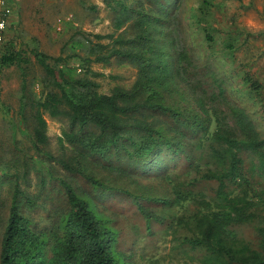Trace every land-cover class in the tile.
<instances>
[{"label": "trees", "instance_id": "obj_1", "mask_svg": "<svg viewBox=\"0 0 264 264\" xmlns=\"http://www.w3.org/2000/svg\"><path fill=\"white\" fill-rule=\"evenodd\" d=\"M149 1L154 9L141 1L137 9L123 7L124 17L116 19L118 30L133 20V38L94 37L112 40L111 50L89 38L76 42L86 52L72 55L86 68L84 77L74 74L62 54L34 50L45 73L41 98L29 90L23 54L2 56V67L22 72L19 119L7 125L12 152L21 154L17 161L24 167L22 174L11 173L10 164L0 161L3 181L12 182L0 264H136L120 249L116 219L107 215L115 193L135 206L149 230L167 224L174 240L202 253L199 264H264V133L257 111L232 100L233 77L195 61L179 37L185 0H167L177 4V12L161 0ZM212 2L201 0L207 10ZM114 57L134 62L139 74L130 89L103 94L90 77V65L108 64ZM46 115L68 122L65 137L77 152L74 163L57 160L47 149ZM20 133L29 141L26 148L19 145ZM113 150L128 167L108 166L115 178L95 175L87 156L107 163ZM31 163L41 174V189L48 177L58 199L41 203L40 195L21 187L20 180L27 182L34 168ZM57 164L66 178L58 175ZM77 177L88 186L75 185ZM200 186H213V195ZM47 201L54 207H46ZM35 210H45L47 221L35 219ZM238 226H253L256 242L239 239Z\"/></svg>", "mask_w": 264, "mask_h": 264}, {"label": "rangeland", "instance_id": "obj_2", "mask_svg": "<svg viewBox=\"0 0 264 264\" xmlns=\"http://www.w3.org/2000/svg\"><path fill=\"white\" fill-rule=\"evenodd\" d=\"M22 1L24 4L22 3L20 14L13 8L9 19L5 41L0 46V63L5 53H22L29 64L26 67L29 90L38 98L43 96L45 89V73L33 55L34 50L53 57L62 54L70 59L74 74L84 77L86 68L78 58H72V55L79 53L85 56L86 52L76 42L89 38L94 43L107 45L108 50H111L112 40L107 38L97 41L94 37H134V30L129 28L133 23L132 19L127 20L121 29L116 28V19L124 12L121 6H116L114 11L111 2V7L108 6L107 0ZM160 2L164 6H172L173 11H178L176 3H167V0ZM126 4L136 9L139 7L133 0ZM147 6L155 8L150 1H147ZM179 12V37L188 43L195 61L211 64L219 74L233 77L235 84L229 88L231 99L244 106L255 107L257 123L261 126L258 128L264 133V46H261L264 44V0H213L210 10L202 6L201 0H185ZM90 70V77L100 85L99 91L103 94H111L116 87L130 89L139 74V68L134 62L118 57L112 58L108 64L91 63ZM92 73H98L99 76L93 77ZM250 81L260 88L253 89ZM21 83L22 72L17 67L4 68L0 64V161L4 158L12 167L9 172L16 174H22L24 166L17 161L21 154L12 152L13 138L7 124L8 121L19 119ZM46 121L49 136L47 149L57 160L74 163L77 152H74L65 137V133L70 131L68 122L64 118H52L49 115H46ZM17 138L20 147H28L26 137L20 133ZM61 140L65 141L64 144ZM33 153L34 150L30 152ZM110 153L107 163V160L104 161L98 155H88V168L95 175L115 178L117 173H112L108 166L125 169L128 162L123 155L116 156L115 150ZM104 165L108 168L105 169ZM31 166L34 168L29 172L27 182L20 180L21 187L31 195H40L41 203L45 199H58L48 177L45 178L47 186L41 189V174L33 163ZM54 167L59 176H68L59 164ZM74 181L75 185L88 186L81 178L77 177ZM11 183L9 180L3 181V174L0 173V240L9 213ZM200 188L209 196L213 195V186ZM110 197H114V200L107 203L110 207L106 211L107 215L116 219L120 249L132 255L136 264H199L198 259L203 254L195 253L187 245L174 240L167 224H154L151 226L152 230H149L135 206L127 203L125 196L115 193ZM47 203L46 207H54L52 201ZM33 217L47 221L45 210H35ZM235 230L242 241L251 244L256 242L253 226H238Z\"/></svg>", "mask_w": 264, "mask_h": 264}, {"label": "crops", "instance_id": "obj_3", "mask_svg": "<svg viewBox=\"0 0 264 264\" xmlns=\"http://www.w3.org/2000/svg\"><path fill=\"white\" fill-rule=\"evenodd\" d=\"M8 1V3H9V5H10V7H11V9H12V12H13V8L20 14V12L19 11H21V9H22V3H23V1L22 0H7ZM32 1H40V0H32ZM47 1H55V0H47ZM63 1V0H62ZM130 1H132V0H107V4H108V6L109 7H111V5H110V2H111V4H112V6H113V10H115L116 11V6H121L120 8L121 9H123V7H125L127 4L126 3H128V2H130ZM144 2L145 4H147V1H149V0H133V3L135 4V5H139L140 4V2ZM35 2V3H36ZM24 4V3H23ZM128 6V5H127ZM131 5H129V7H130ZM34 7H36L37 8V5L36 4H34ZM18 14V15H19ZM12 16V15H11ZM16 26V25H15ZM261 42H263V39L261 40ZM262 47L264 46V44L262 43V45H261ZM263 49V48H262ZM262 58V57H261ZM263 58H264V56H263Z\"/></svg>", "mask_w": 264, "mask_h": 264}, {"label": "built area", "instance_id": "obj_4", "mask_svg": "<svg viewBox=\"0 0 264 264\" xmlns=\"http://www.w3.org/2000/svg\"><path fill=\"white\" fill-rule=\"evenodd\" d=\"M12 9L7 0H0V46L5 41V34L8 28Z\"/></svg>", "mask_w": 264, "mask_h": 264}]
</instances>
